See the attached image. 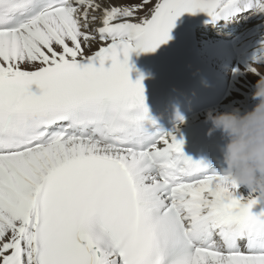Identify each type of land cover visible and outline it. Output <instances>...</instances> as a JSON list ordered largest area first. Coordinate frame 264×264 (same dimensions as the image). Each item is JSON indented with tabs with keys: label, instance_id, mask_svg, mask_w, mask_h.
<instances>
[{
	"label": "snow or ice",
	"instance_id": "6c2138e0",
	"mask_svg": "<svg viewBox=\"0 0 264 264\" xmlns=\"http://www.w3.org/2000/svg\"><path fill=\"white\" fill-rule=\"evenodd\" d=\"M196 12L264 0H0V264H264V198L150 131L129 77Z\"/></svg>",
	"mask_w": 264,
	"mask_h": 264
},
{
	"label": "clouds",
	"instance_id": "9594fccd",
	"mask_svg": "<svg viewBox=\"0 0 264 264\" xmlns=\"http://www.w3.org/2000/svg\"><path fill=\"white\" fill-rule=\"evenodd\" d=\"M252 99L257 103L250 111L209 110L206 120L211 125L209 135L219 131L227 140L222 148L225 173L240 187L264 198V76L257 79Z\"/></svg>",
	"mask_w": 264,
	"mask_h": 264
},
{
	"label": "bare ground",
	"instance_id": "6f19581e",
	"mask_svg": "<svg viewBox=\"0 0 264 264\" xmlns=\"http://www.w3.org/2000/svg\"><path fill=\"white\" fill-rule=\"evenodd\" d=\"M244 21L241 23L243 31L251 30L249 38L256 40L255 49L260 48L264 43V13L252 14L250 12L243 13ZM200 54L203 60L210 66L220 70L227 78V89L225 93L224 102L213 109L214 112H221L225 107H231L233 110L240 108L252 109L257 101L252 99L254 85L258 79L252 72L248 71V66L253 62L252 59H236L232 54V49L228 42L216 37L214 34H207L203 31L198 32L197 35ZM210 42L212 43L209 46ZM211 48H214V53H209ZM228 51L229 53L228 55ZM235 65V69H233ZM207 114V112H206ZM239 195L244 197L245 202L247 198L256 196L250 193L244 187L239 186Z\"/></svg>",
	"mask_w": 264,
	"mask_h": 264
}]
</instances>
